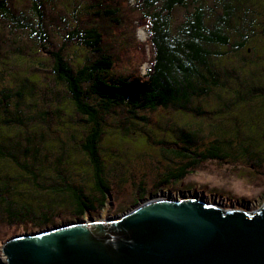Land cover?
I'll list each match as a JSON object with an SVG mask.
<instances>
[{"label": "rangeland", "instance_id": "374dc122", "mask_svg": "<svg viewBox=\"0 0 264 264\" xmlns=\"http://www.w3.org/2000/svg\"><path fill=\"white\" fill-rule=\"evenodd\" d=\"M1 1L7 4L16 21L6 18L0 8V89L17 91L20 83L30 78L36 83V93L31 101L24 99L20 106L22 111H13V120H20L24 127L0 129V155L8 160L3 163L12 166V169H8L7 165L0 164V175L4 170H10L11 175L4 173L2 177H15L17 183H22H11L13 195L16 197L20 191L22 196H29L25 200L35 202L31 205L38 213L41 206L50 203L53 211L51 216L54 218L51 226L43 228L31 219H11L13 217H9V207L0 205L1 259L7 260L4 245L16 236L80 221L117 218L147 202L169 196L179 200L201 199L210 205H217L224 212L244 211L252 216L262 211L264 156L260 157L258 153L264 155V97L246 104L238 101L246 98L249 89L253 88L248 63H255L251 65L254 69L251 72L259 75L258 80L264 84V10L261 9L264 8V0H253L254 4L250 2L244 5L238 13L239 17H247V20L262 27L258 32L255 31L258 28L254 29L258 35L253 41L246 44L244 50L236 51L232 45L217 49L226 57L219 63L220 81L224 90H215L209 96L196 100L188 114H180L174 108L140 114L151 125L147 131L155 132L153 141L148 143L130 136L131 129L137 131L138 128L131 124L127 113L116 111L105 118V134L100 152L105 179L112 192L104 209L97 206L98 211L81 219L76 217L69 195H64L63 199L57 197L59 204H65L63 207L55 204L53 195L38 191L42 187L50 189L72 186L81 187L94 199L101 197L95 190L89 160L80 148L89 125L70 105L65 87L56 80L50 53L63 50L64 57L75 66L95 61L97 55L85 48L77 35H83L90 28H99L104 37V52L114 60L111 76L143 78L154 62L149 17L164 13V1L160 0L149 10L142 0ZM33 1L42 7L51 45L48 42V51L40 46L45 36L31 32V28L37 25ZM226 2L189 0L188 9L176 8L170 14L175 33L193 12L194 6L199 5L206 8V20L212 28L217 19L223 16ZM111 11L114 14L108 18ZM27 25L31 27L25 30ZM75 31L79 32L76 36ZM23 54L24 57H20ZM244 58L249 61H243ZM40 61L43 64H39ZM244 63H247L246 66ZM16 76L21 78H13ZM179 126L189 128L199 135V152L206 150L216 140L239 142L241 139L250 142L257 154L251 152L243 155L238 150V155L233 152V156L224 161L200 163L183 180H170V174L177 173L187 161L164 153L156 141H171L163 137V133L169 134L170 127L176 130ZM11 199H14L12 193Z\"/></svg>", "mask_w": 264, "mask_h": 264}, {"label": "trees", "instance_id": "16d2710c", "mask_svg": "<svg viewBox=\"0 0 264 264\" xmlns=\"http://www.w3.org/2000/svg\"><path fill=\"white\" fill-rule=\"evenodd\" d=\"M159 1L142 0L147 5V10L153 9L155 3ZM163 1V14L158 13L150 16L147 13L148 17L150 16L154 62L151 70L143 78H113L111 76L114 60L110 54L104 52V37L99 28H90L83 35H77L79 34L78 31L74 32V35L82 40L83 46L97 55L95 61H87L75 66L64 57L63 50L50 53L54 61L53 73L56 80L65 87L70 105L85 118L89 125L88 130L84 132L80 148L89 160L95 190L101 197L94 199L81 187L72 186L52 187L50 189L42 187L38 188V191L42 194L53 195L55 204L63 207L65 204L63 202L59 204L57 200L61 197L63 199L66 194L69 195L78 219L98 211L97 206L99 209H104L109 194L112 192L105 179L104 164L100 152L105 134V118L116 111H123L128 114L131 124L138 128L137 131L131 129L130 136L139 139L140 142L153 141L155 132L153 130L147 131L151 125L140 114L172 108L180 114H188L196 100L209 96L215 90H224L220 81L219 63L226 57H223L224 55L219 53L217 49L232 45L236 51L244 50L246 44L253 41L252 39L258 35V30H262V27L247 20V17L238 16L244 5L250 2L254 4L253 0H227L223 16L217 19L212 28L206 20V8L199 5L194 6L193 12L175 33L174 23H171L170 16L176 8L188 9L190 7L189 0ZM33 5L37 16V25L35 24L34 28H31V32L45 36L46 39L41 41L40 46L44 51H48V42L50 47L51 45L50 38L46 33L42 7L36 1H33ZM0 8L6 18H12L13 21H16L4 1H1ZM97 8L101 7L97 6ZM261 9L264 10V8ZM113 14L114 12L111 11L107 17L111 18ZM232 24L236 26H232ZM28 27L31 26L27 25L24 27L25 30ZM255 28H258L255 30L257 32L254 31ZM233 38L236 41H233ZM20 57H24V54ZM25 58L31 57L25 56ZM244 60L249 61L247 58ZM38 63L43 64L41 61ZM246 64L244 63L245 66ZM251 65H255V63L247 64L248 74L252 75L253 83L250 82V84L253 88L249 89L250 92L246 98L238 101L241 104L264 97V92H262L264 84L258 80L259 75L252 74L251 71L254 69ZM13 78L20 79L21 77ZM35 84L33 80L28 78L20 83V89L17 91L6 88L0 89V129L3 127L8 130L17 126L24 127L20 120H13L15 117L13 111H22L20 106L24 99L31 101L34 98ZM237 94L239 93L237 92ZM168 132L169 134L165 132L162 136L172 140L156 141V145L164 149V153L175 155L176 158L187 161L177 173L170 174V180L174 181L186 178L192 172V168L202 162L209 160L224 161L231 158L233 152L238 155V150H241L240 153L243 155L255 152V148L250 142L241 139L239 142L227 139L216 140L206 150L199 152L197 143L200 137L196 132L184 127H177L176 130L170 127ZM130 136L128 135V137ZM0 142H2L1 136ZM258 154L260 157L264 156ZM0 156L2 161L0 164H5L3 162L8 161L7 158L4 155ZM5 165L8 166V169H12L10 164ZM8 171L4 170L3 172L11 175L10 170ZM2 176L0 177V205L5 204L10 208H8V213L11 214L9 217H13L11 218L13 220L31 219L37 221L39 226L43 228L51 226L54 219L51 216V212H53L51 204L41 206L38 213L31 205L35 202L30 203L25 200V197L29 196H22L20 191L17 192L16 197L13 195L14 189H11V183H17L18 180L15 177L4 178ZM17 184L22 185V183ZM11 193L14 199H11Z\"/></svg>", "mask_w": 264, "mask_h": 264}, {"label": "water", "instance_id": "95a60500", "mask_svg": "<svg viewBox=\"0 0 264 264\" xmlns=\"http://www.w3.org/2000/svg\"><path fill=\"white\" fill-rule=\"evenodd\" d=\"M4 254L0 264H264V208L251 216L169 196L117 218L16 236Z\"/></svg>", "mask_w": 264, "mask_h": 264}, {"label": "flooded vegetation", "instance_id": "af4514ba", "mask_svg": "<svg viewBox=\"0 0 264 264\" xmlns=\"http://www.w3.org/2000/svg\"><path fill=\"white\" fill-rule=\"evenodd\" d=\"M249 54H250V51H249Z\"/></svg>", "mask_w": 264, "mask_h": 264}]
</instances>
